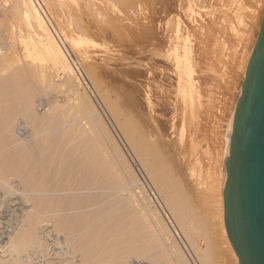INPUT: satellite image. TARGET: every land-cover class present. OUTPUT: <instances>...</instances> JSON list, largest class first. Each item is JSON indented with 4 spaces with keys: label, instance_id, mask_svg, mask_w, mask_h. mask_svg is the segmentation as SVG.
<instances>
[{
    "label": "bare ground",
    "instance_id": "bare-ground-1",
    "mask_svg": "<svg viewBox=\"0 0 264 264\" xmlns=\"http://www.w3.org/2000/svg\"><path fill=\"white\" fill-rule=\"evenodd\" d=\"M205 1L43 0L53 17L59 12L51 8H59L55 17L64 42L35 1L0 0V13L17 16L20 27L9 41L0 35V264H240L224 206V165L237 102L227 121L207 126L212 105L207 107L198 80L203 50L195 34L191 39L197 29L190 24ZM261 4L245 7L252 25L260 19L259 28ZM162 12L177 17L163 23ZM242 12L235 14L247 25L241 31L244 48L249 46L240 64L244 79L254 32ZM98 36L123 49L137 48L134 61L125 67L123 60L128 70L134 66V79L122 73L117 85L93 61L87 64L105 113L83 91L75 54L86 60L101 48ZM59 84L67 98L52 108L43 96ZM204 128L221 141L213 158L217 169L205 173L208 180L203 154L198 157ZM132 157L152 188L142 182Z\"/></svg>",
    "mask_w": 264,
    "mask_h": 264
},
{
    "label": "rangeland",
    "instance_id": "rangeland-1",
    "mask_svg": "<svg viewBox=\"0 0 264 264\" xmlns=\"http://www.w3.org/2000/svg\"><path fill=\"white\" fill-rule=\"evenodd\" d=\"M35 1V3L37 4V6L40 8V10L43 12L44 16L46 17V19L50 22V24L52 25V28L53 30L55 31L56 35L59 36V38H61V40L64 41V34H63V29L62 27L60 26V23L56 20V17L59 13H60V10L58 7H53L54 8V11H53V8L52 9V12L55 13V10H57L56 12H59V13H55V18L51 15L50 11L48 10V8H46V5L45 3L43 2V0H33ZM209 0H206L204 3H202L204 6L207 5L204 7L203 5H201L202 7L201 8H198L197 7V11H196V14H195V17L194 20L191 22V26H195L197 31L196 33H193L192 36H191V39L195 38L197 40V42L201 45V52H202V61H201V66L203 68L202 71H204V73L201 71L199 74V79L200 80V86L202 88V91H204L205 95H206V102L207 103V107L211 106L212 107L210 108V113L209 115H211L210 117H208V124L207 126H209L210 128L213 127V122L214 120H217L216 122H219V121H223L225 119V121H227L226 118H228V115H229V111H230V108H233L234 105H235V102H237L238 98H239V91H240V88L242 87V82H243V77L241 75V68L243 67V65H240L243 61V56L242 55H246L247 53V50L249 49V46H248V49L247 48H244L245 47V44L244 42L242 43L243 41V38H242V30L243 32L246 31L247 25H244L242 26V24L239 23L238 21V15L241 14V9L242 10H245L242 12V15L245 16L243 17V19H249V21L251 20V14L250 12L251 11H247L249 8L252 10V8H255V4H256V0L255 2H253L254 0H210V2H212V5L210 2H207ZM216 1V2H215ZM217 1H220V2H217ZM264 0H262V4L260 5L259 7V11L261 9V11L259 12V15L260 16H257V17H260L262 16L263 13L262 10L264 11ZM215 2V3H214ZM222 2V3H221ZM209 3V4H208ZM236 3V4H235ZM242 3V7H241V4ZM239 4V5H238ZM209 5V6H208ZM225 5V6H224ZM227 5V6H226ZM230 6V7H229ZM236 6V7H234ZM241 8H240V7ZM262 6V7H261ZM200 7V6H199ZM218 7H221V8H218ZM226 7V8H225ZM229 7V8H228ZM246 7V9H245ZM248 7V8H247ZM149 8V7H148ZM244 8V9H243ZM50 9V8H49ZM150 9V8H149ZM199 9V10H198ZM203 9V10H202ZM208 9V10H207ZM151 10V9H150ZM211 10L213 12H211ZM224 10V11H223ZM240 10V11H239ZM219 11V12H218ZM202 12V13H201ZM217 12V13H216ZM227 12V13H226ZM235 12H237V14H235ZM239 12V13H238ZM146 13V11H145ZM201 13V14H199ZM213 13V14H211ZM222 13L226 14V15H222ZM261 13V14H260ZM12 14V13H11ZM10 13L8 12H1L0 13V35L4 38V42L6 41H9V36L11 34H13L12 32H19L18 29L20 28L19 27V23L17 22L18 20V17L15 16L13 14V16L11 15ZM207 14L209 15V17L207 16ZM215 14V15H214ZM176 15V13H175ZM174 13H170V12H162L160 15H158V17H160L159 19L163 22V23H166V21L168 20L169 22L170 21H173L176 17H175ZM201 15V16H200ZM214 15V16H213ZM228 15V16H227ZM237 16L234 18V16ZM200 16V17H199ZM227 16V17H226ZM163 17V18H162ZM167 17V19H166ZM172 17V18H171ZM174 17V18H173ZM202 17V18H201ZM231 17V18H230ZM250 17V18H249ZM211 18V19H210ZM213 18V19H212ZM173 19V20H171ZM205 19V20H204ZM216 19V20H214ZM218 19V20H217ZM225 21H224V20ZM229 19H230V22H229ZM64 20V19H63ZM196 20V21H195ZM201 20V21H200ZM204 20V21H203ZM223 20V21H222ZM246 20V21H247ZM247 21L245 23H247L248 25L251 24L252 25V21ZM66 22V20H65ZM207 22V23H206ZM215 22V23H214ZM257 22V23H256ZM256 24L252 25V29H253V32H254V38H252V41H250V45L253 46L254 45V40H255V35L257 33H259V24H260V19H257L256 20ZM259 22V23H258ZM226 25H225V24ZM244 23V24H245ZM231 24V25H230ZM65 25H67L65 23ZM200 25V26H199ZM220 25V27H219ZM232 25H234L232 27ZM21 26V25H20ZM231 26V27H230ZM23 29H25L26 31V28L23 26ZM206 27V29H205ZM222 27V28H221ZM254 27V28H253ZM220 28V29H219ZM233 28L235 29L233 31ZM211 30V33L210 31ZM236 30H240V32H238L239 34H236ZM207 31V33H206ZM27 32V31H26ZM26 32H23L26 33ZM202 33V34H201ZM227 33V34H226ZM195 34V35H194ZM204 34V35H203ZM214 34V35H213ZM193 35L195 37H193ZM197 35V36H196ZM201 35V36H200ZM219 35V36H218ZM200 36V37H199ZM103 36H98L95 37L96 39H94L97 43H100L101 45V48L99 46V48H97V50H95L94 52H91V53H87V58L86 60H81V58L83 59V57H81V55L79 56V52H75V54L77 55L78 57V60L80 58V63H82V67L85 68L84 70L87 72L89 78L91 79V83H92V86H91V90H88V88H86V86L83 84V91L85 90V92L89 93L88 95H90V99H92V101H94V103L96 104V106L98 107V109L103 113L106 112V109H105V106L103 105L104 103L102 102L103 101V98L102 95H101V92H98L99 91V87H97V84L95 82V80L93 79L91 73L89 72V68H88V63H91L92 64V61L93 63L98 66V68L102 71V74L104 76V78L107 80L108 78L110 79L107 80L108 82H111L114 84L117 82V84H120L121 83V79L122 77V73H123V78L126 77L125 74H127V79H134V66L132 68L129 69V66L127 68H125L127 65L126 63H131L132 61H134L137 57V48H134L132 46H127V48H124L126 49L124 51L123 47H118L116 42L112 39V38H106L103 37ZM193 37V38H192ZM197 37V38H196ZM203 40H202V39ZM217 38V39H216ZM223 38V39H222ZM108 39V40H107ZM190 39V38H189ZM219 39V41H218ZM257 39V38H256ZM104 40V41H102ZM109 41L107 44L110 43V45H106V47L110 50H108L106 47V49H104L103 46H105L104 42L106 43L107 41ZM112 40V43L110 42ZM201 40V41H200ZM222 40V41H220ZM114 41V42H113ZM221 42L220 45H218L219 43L218 42ZM256 41V40H255ZM65 42V41H64ZM225 42V43H223ZM218 43V44H217ZM3 44V43H2ZM115 45V46H112ZM217 44V46H216ZM226 45L224 46L225 49L222 47V45ZM242 45V46H241ZM220 46V47H219ZM114 47H117V48H114ZM129 47V48H128ZM222 47V48H221ZM122 48V49H120ZM102 49H104V51L106 52L107 51V54L103 51L100 53V51H102ZM112 49V51H111ZM129 49V50H128ZM217 49V50H216ZM219 49V50H218ZM245 49V50H244ZM116 50H119L118 52H115ZM123 50V51H122ZM244 50V51H243ZM1 51V50H0ZM227 51V52H226ZM239 51V52H238ZM112 52V53H111ZM114 52V53H113ZM124 53V55H122ZM134 52V53H133ZM229 52V53H228ZM95 53H97L95 55ZM108 55V56H105L104 55ZM119 53V54H117ZM221 53V54H220ZM225 53V54H224ZM243 53V54H242ZM89 54V55H88ZM111 54V55H110ZM127 54V55H126ZM128 54L130 57H128ZM135 54V55H134ZM102 55V56H101ZM116 55H119L118 57ZM121 56V59L119 58ZM224 55V56H223ZM74 56V55H73ZM91 58H90V57ZM104 56V57H103ZM112 56V57H111ZM115 56V58H114ZM124 56V57H123ZM133 56V57H132ZM135 56V57H134ZM215 56V57H214ZM227 56V57H226ZM93 57V58H92ZM100 57V58H99ZM103 57V59H102ZM106 57V58H105ZM108 57V59H107ZM111 57V58H110ZM117 57V58H116ZM123 57V59H122ZM245 57V56H244ZM88 58H90V60H88ZM97 58V59H96ZM111 60H110V59ZM114 58V61L113 59ZM125 63L123 60H125ZM133 58L132 60L129 59ZM222 58V59H221ZM242 58V59H241ZM76 59V58H75ZM95 59V60H93ZM102 59V60H101ZM107 59V60H105ZM119 59V60H118ZM89 62H88V61ZM109 60V61H108ZM116 60L118 61V63L116 64ZM224 60V61H223ZM84 63H83V62ZM87 62V63H85ZM97 64H96V63ZM105 62V63H104ZM115 62V63H114ZM113 63V64H112ZM123 63L125 64L123 66ZM222 63V64H221ZM84 64V65H83ZM86 64V65H85ZM105 64V65H104ZM228 64V65H227ZM101 65V66H100ZM115 65H117L115 67ZM121 65L123 68H121ZM103 66V67H102ZM221 66V67H220ZM229 66V67H228ZM242 66V67H241ZM117 67H120V68H117ZM210 67V68H209ZM107 68V70H106ZM116 68V69H115ZM88 69V70H87ZM116 70V71H114ZM121 72V74L117 73L118 71ZM115 72V73H114ZM225 73V75H224ZM90 74V75H89ZM106 74V75H104ZM204 74V76H203ZM120 75V76H119ZM206 75V76H205ZM222 75V76H221ZM107 76V78L105 77ZM133 76V77H132ZM203 76V77H202ZM224 76V77H223ZM78 77L79 79H81V76L80 74L78 73ZM120 77V79H119ZM131 77V78H130ZM220 77V78H219ZM125 79V78H124ZM56 81H58L60 83L61 79L59 77H56L55 78ZM82 81V79L80 80ZM83 83V81H82ZM208 83V84H207ZM115 84V85H117ZM206 84V85H205ZM206 87V88H205ZM239 89V90H238ZM65 90H66V87L59 84L56 88H53L52 90H50L47 94H45L44 99L45 101L49 100L48 104L50 107L52 108H55V107H59V106H62L65 104V101H66V98L65 97ZM207 90V91H206ZM209 90V91H208ZM235 90V91H234ZM208 92V93H207ZM211 95H208L210 94ZM100 93V94H99ZM213 93V94H212ZM101 95V97H100ZM214 96V97H213ZM47 97V98H46ZM211 97V98H210ZM216 101H214V99ZM102 99V100H101ZM212 99V100H211ZM214 101V102H213ZM209 102H211V105L208 104ZM100 103V104H98ZM216 104V105H215ZM101 105V106H100ZM216 110V111H215ZM221 112H220V111ZM214 115V116H213ZM226 116V117H225ZM218 117V118H217ZM220 117V118H219ZM213 120V121H212ZM212 125V126H211ZM209 128L205 129L204 128V135L202 136L204 140H201L202 143L199 147L202 148L201 151L199 150V153H198V157H200L202 154V156L200 157L201 159V162H203V164L201 165L202 167V175H203V179L205 180H208L207 179V174L205 173H209L210 172H214V170L216 171L217 169V163L214 161V159L217 157L220 148L218 146L221 145V141L218 137V140H217V136L218 135H215L216 137L213 136L212 134V130L208 131ZM215 129V128H214ZM219 130V129H218ZM217 130V131H218ZM216 131V132H217ZM219 133H222V129L220 131H218ZM206 133V134H205ZM206 138L208 140H206ZM206 141L210 144V146H205L206 144ZM213 141V142H212ZM218 143V144H217ZM204 144V146H203ZM204 147V148H203ZM211 149V150H210ZM201 152V153H200ZM205 152V153H204ZM218 152V153H217ZM207 153V154H206ZM200 154V156H199ZM211 155V156H210ZM214 158V159H213ZM132 160H133V166H134V169L136 170V172L138 173L139 177L141 178L142 182L146 185V187L148 188H152L151 186V183L149 182L147 176L145 175V173L142 171V169L140 168V166L138 165V163L136 162V160L132 157ZM216 160V159H215ZM212 163V164H211ZM152 192H155L154 190ZM150 192V193H152ZM156 194V192H155ZM152 198H154V196L151 194ZM156 197H158V195L156 194ZM158 200H159V197H158ZM154 201H155V198H154ZM162 201V200H161ZM157 203V202H156ZM163 205V204H162ZM164 208V207H163ZM161 208L162 210L161 211H164L165 213L168 214V216L170 217V221H172V225L174 226V229H176L178 232V228L176 226V224L173 222V219L171 218V215L169 212H167L168 210L166 209V207L163 209ZM221 239V238H220ZM182 243H185V241L183 239H181ZM205 240H203V244L205 243L204 242ZM188 248H186L187 250ZM189 251V249H188ZM188 251H187V255L189 256V254H191V256L194 258V261L196 260L195 257L193 256L194 254L192 252L189 251V254H188ZM190 257V256H189ZM192 258V259H193ZM225 262L223 260H220L221 264H224L227 262V259H224ZM223 261V262H222ZM229 261V259H228ZM229 263V262H228ZM198 264V263H197Z\"/></svg>",
    "mask_w": 264,
    "mask_h": 264
},
{
    "label": "water",
    "instance_id": "water-1",
    "mask_svg": "<svg viewBox=\"0 0 264 264\" xmlns=\"http://www.w3.org/2000/svg\"><path fill=\"white\" fill-rule=\"evenodd\" d=\"M225 223L240 264H264V15L224 165Z\"/></svg>",
    "mask_w": 264,
    "mask_h": 264
},
{
    "label": "built area",
    "instance_id": "built-area-1",
    "mask_svg": "<svg viewBox=\"0 0 264 264\" xmlns=\"http://www.w3.org/2000/svg\"><path fill=\"white\" fill-rule=\"evenodd\" d=\"M80 75H81L83 84L86 86V88H88V90H91V86H92L91 80L89 76L87 75V73L85 72L83 67L80 69Z\"/></svg>",
    "mask_w": 264,
    "mask_h": 264
}]
</instances>
